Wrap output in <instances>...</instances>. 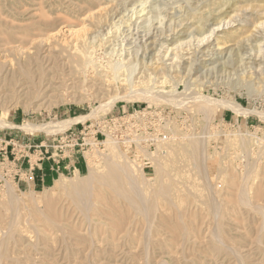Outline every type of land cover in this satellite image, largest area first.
<instances>
[{
	"label": "rangeland",
	"instance_id": "obj_1",
	"mask_svg": "<svg viewBox=\"0 0 264 264\" xmlns=\"http://www.w3.org/2000/svg\"><path fill=\"white\" fill-rule=\"evenodd\" d=\"M106 1L104 0H64L63 2V0H0V119L4 120L5 122L12 123L18 126L23 125L25 123H31L33 125H46L49 123L54 124L57 122L64 121L66 119H71V118L73 119L79 116L89 115L92 110L99 108L101 104L105 103L108 98L107 95L109 94V91L104 90L105 89L104 88L103 89L104 91L101 90V92H99V90H97L99 83L97 80H96L97 82L96 81L92 82L93 80L92 78L89 80L90 82L84 81L85 83L84 85L83 82H81L82 76L78 74V72L76 71V68H74L75 64L73 65L74 67H72L73 61L71 62L72 59H70L76 56L77 51L74 50L76 49L75 47H77L78 50L80 49L85 50V48L83 49L84 43L86 42L87 44V41H89L90 37L91 39H93V41L95 40L94 46H98L99 44H101L102 46L101 48H98V49L97 47H95L96 52L94 56L96 55L95 56L96 60L100 61L102 64L106 62L104 64L106 65L108 62L106 61L107 60L106 56L108 55L109 49H107V47L109 44H106V45H103V44L106 41L105 39H107L106 38L107 32L109 30H111L112 32H115L114 37H113V38L116 37V39L114 40L115 42L114 44L117 43V44L123 45L121 46L122 49L124 47L127 48V50H125V48L122 50L121 48L118 49V47H115V50L117 49L122 50L121 51L122 55L125 52L123 56H125L127 59L131 57L136 58V59L133 58L131 62L133 63L135 62L139 66V68L142 69V63H141L142 61L140 58L144 54L150 55L151 54L150 50H154L156 48L158 49L161 46V44L163 45L164 42L169 43L168 41L171 39V37L175 36V34H179V31L181 32L180 34H185V35L189 33L193 34L194 32H196L195 27L191 28V26L194 25L195 23L194 21H196V18H197L194 15H197L198 17H200L201 15L202 23L208 22L207 24H211V21H213L217 16H219L218 13H220L221 9H222L221 15L227 14L229 16L230 15L229 12L232 14V12L236 10L237 5L247 6V5H252V4L253 5H261V3L264 4L263 2L264 0H255V1L254 0H241L242 2L240 0H234V1L231 0L229 2L228 0H211V1L210 0H207V1L206 0H179V1H176V0H164V1L163 0H119V1L106 0ZM158 1H160L161 3H159ZM234 2H237L239 4L234 3ZM155 7L157 8L155 9ZM186 8H188L189 10ZM119 9L122 10L123 12L120 11ZM86 10L88 11L86 12ZM133 10L134 12H132ZM216 10L217 12L218 11L219 12L217 13ZM190 11H192V13ZM108 12L109 13L111 12L112 15L109 14ZM90 13H92V15ZM121 13H123V15ZM189 14L191 16V19L189 18ZM248 14L250 13H247V16ZM87 16L89 18L92 16L90 18L91 20ZM184 16H185V19H183ZM186 16L189 19H186L187 18ZM132 17L134 20L132 19ZM212 17L214 19H212ZM252 18L253 17H251V19ZM95 19H98V22ZM175 19H176V22L179 21L177 22L178 24L175 22ZM185 20L187 22H185ZM188 20H191L190 23H188ZM172 22H175L174 31H173V26H171ZM248 22L250 24L252 20H249ZM179 23L182 25L181 27L177 26V25H180ZM241 23L242 22L238 20L237 22L234 23L235 26L233 25V27L239 28L241 26ZM120 25L121 27H118ZM166 25L168 27H166ZM176 26L179 28H177ZM188 26L189 28H187ZM164 27H166V29ZM175 28H177V30ZM190 28H191V31H188V29L190 30ZM73 29L76 31H80L78 33L79 36L77 35L79 39L81 38L78 41V43H75L77 41H74L77 37H74L75 39H73V36H70L71 34L69 32L74 31ZM23 30L27 33L23 32ZM58 30L60 31V34L58 33L57 37L55 36L56 38L49 37L50 34H54V32L57 33ZM160 31L161 32L163 31V32L159 33ZM168 31L170 32V35L168 34L169 33ZM32 32H34L35 34ZM173 32H176V33L174 34ZM99 33L102 36V38L101 36L96 37L99 35ZM153 34L155 35V37ZM244 34L247 35V33H244ZM59 35H61L63 38ZM119 35L120 37H118ZM242 35H240L238 38L237 37L234 38L230 42H226V44L223 46L224 51L229 52L230 50H232V52L235 53L233 54V58H231L232 60L230 59L231 62L233 64L235 63V61L237 62L236 65L234 64L235 67L230 66L231 68H226L224 74H221V73L217 74L216 79H218V81L223 79L224 86L220 85L221 87L219 86L218 88L215 89L213 86L207 85L206 87L203 88L202 95L208 98H211V99H215V100H222L224 98L231 97L233 100H235V102H237L241 106V108H243L246 111H251L252 113L250 115L234 114L232 113L231 110H228V109L221 110L217 114L216 118L213 121H211L210 123L211 125L207 127L205 121L204 120L202 121L203 119L202 113L201 112L199 113V110L197 109L196 105H194L196 108L192 106V104H194L195 102H193L194 100L191 101L190 95L187 94L189 97L187 98L186 97L187 95L185 93L184 94L186 96L182 92L181 93L171 92V97H169L168 99V101L172 100L171 102H169L171 103L170 105L161 104V102H159L158 100H157V103L159 102L160 104L156 103L157 105L148 104L147 102H144V100H141V99L131 101V102L121 100V101L116 102L114 106L111 108V110L109 109V111L108 110L103 111L97 116L100 118L104 115H107L108 113H110L112 116H117L118 114L119 115L123 114L124 111L126 113H132L136 109L141 111V110L146 109L147 107L149 108V111L150 109H153L154 111L160 110L161 112H164L163 113L164 117L161 116L162 117L161 119L166 124L165 131L168 133L167 138L170 139V137L172 138L175 136V139L177 141L173 139L169 142L170 144L169 143L168 145L166 144L167 145L166 147H164L165 144L163 145L162 156L166 155V157L163 158L162 160L163 161L165 160L164 161L165 164H163V161H161L163 165L157 173H155L154 166H153V168L144 171V176L146 178L144 181L138 175L134 176L135 177L134 179L136 180L138 185L140 184L139 188L141 190L143 189L142 191L144 192L145 195H147L146 198H149L151 196V193L157 190L159 186H163L164 188L168 187L170 189L167 192V194L161 195L158 199H156L155 207L153 208L154 211L152 210V213H151L153 214L155 212L156 214H154V216L150 215L151 218L154 217L155 219L153 218L154 220H151L149 216L148 217L150 219L147 217V219L150 220V222L153 221L154 223L153 222L150 223L148 220L147 222H143V221H146L144 220L146 218H143L141 216H135L130 210H128L125 206H123L121 202L117 203L116 204L117 207L114 206V208L116 212L123 214L122 217L115 218L109 215L105 217V218H108L107 220L103 218L102 220H100L99 224L96 223L95 220L93 223L92 222L88 223L86 221L84 222V220L82 219L83 217H80L82 214L80 213L78 207H76L71 202L66 192L57 190L54 187L55 182L61 177V176H56L53 181L48 182V183L45 182L41 185L36 184L35 188L29 189V190L23 189L21 186L19 187V189H17L16 186L12 183V181L9 180V182H11L14 185L15 191H16L15 200L18 201L16 203L17 213L14 211L16 206L12 208H9L7 206L0 207V229H1L0 232L3 233V235L6 233V235L4 236L8 239L9 237H7V235L11 234L13 228L18 229L17 230L18 232L17 231L14 232L15 230L13 229L14 230L13 237L17 236L15 235V233L16 234L20 233L21 235V232H22L21 228H23V231L28 232L29 233L28 235L30 236V237L28 235L24 236V234H22L23 235L22 239L26 242L25 245L27 246L31 245V247L33 245H36V243H38L37 239L39 238L42 239V233L38 234L39 235L38 236L37 235L38 232L34 230L35 227L33 228V226H36L37 228H39V230H41L44 228V225L46 224L44 223V221L40 220L36 216V214H34V212L35 211L40 212V210L43 209L44 213L46 212L48 219L53 220L56 223H60L64 225L65 232L69 233V231L73 230L76 233L71 238V240L69 239L70 241L68 240L64 241L62 237L58 236L60 233H61L60 235L62 236L63 235L62 232L59 233V231H54V233L55 232L56 233L54 236L53 235L52 236L55 238V236L57 235L58 237L56 236V238L54 239V244L52 248L53 250L55 248L56 251L59 249L58 250L59 252L57 251V253L61 252L60 254H58L59 256L56 255L55 252L53 254V256L55 255L57 256L58 264H62L64 263V261H65L64 264H68V262L69 263L71 262L70 261L71 258H72L71 259L72 264H76L78 262H79L78 264H81V263L91 264V261L93 262L92 264H143V263L145 264L146 260L144 259L146 257L148 261V263L146 264H160V263L162 264V262L163 264H242V263L243 264H264V213L262 212L263 214L262 213L259 214L260 209L264 211V86L257 79H255L254 76L250 79H247V78L237 79L235 76L228 77V79H226L227 74L234 73L233 70L231 69H236L234 71H238L237 73H241L239 72L240 70L237 69L238 67L237 64L238 63H248V61L245 60V58H247L248 55H252L256 51L254 49V45L252 47L250 42L242 40V37H244ZM26 36H27V39L25 38ZM69 36L71 37V39ZM84 37L86 38L88 37V38L86 39ZM166 37H168V39H166ZM29 38L31 40H29ZM36 38H37V41L39 38V42L41 40L43 41V42L42 41L40 42L41 44L36 43L37 45L38 44L40 45L39 48L37 47V45H34V43L37 42ZM49 38H52V39H49ZM113 38H110L107 40L112 41ZM65 39L68 41H66ZM100 39H103L104 42H102L103 41L102 40L100 43L99 42ZM140 39H142L143 41ZM155 39H156V42H155ZM71 40H73V42ZM120 40H122V42ZM30 41L31 42L34 41L33 44ZM151 42L153 43L152 45H151ZM243 42L244 44H246V47H244L245 45L243 44ZM95 43H98V45ZM143 43L145 45H143ZM29 44L30 45L32 44L31 47ZM43 44L44 46H42ZM238 44L239 45L242 44V45H240V47L238 48L239 46ZM66 45L69 47L68 51L65 47ZM77 45H79V47ZM135 45H138V46H135ZM226 45L228 46L226 47ZM139 46H140V49H138ZM247 46H249V48L251 46V49H254V52L253 50H251L252 52L249 51L250 49L249 48L247 49ZM53 47L57 51H54ZM59 47L61 48L63 47V48L59 49ZM135 47L137 48L135 49ZM48 48L49 50H47ZM22 49L23 51L24 50H27V51H24L25 52L24 53ZM205 49L207 48L206 47L203 48V50ZM11 50H14V53L13 51L11 52ZM138 50L139 52H137ZM66 51L68 53H66ZM70 52H73L75 54L73 55ZM27 53L30 55L28 56ZM64 53L68 58L64 55ZM118 53H120V51H118ZM118 53L117 55H119ZM16 54L18 55L20 54V57L17 56ZM67 54H69V56ZM196 54H197L196 55L197 57L199 56L198 57L199 60L203 59L201 58V53L197 52ZM135 55L137 57H135ZM53 56L55 58L57 57L58 59L57 58L55 59ZM102 56L104 57V59ZM34 57L36 60L33 59ZM37 57L42 60L38 59ZM117 57L115 56L116 60L118 59ZM30 58H31V61H30L31 63L29 62ZM115 58H112L113 61H116L114 60ZM240 58H242L243 60ZM239 59L241 62L239 61ZM26 63H28L29 66L28 65L27 66L30 71H27L28 68L26 69ZM61 63L62 64L65 63L64 65H67L68 67L66 68L64 65H61ZM256 64L258 66L260 65L258 63ZM18 67L21 69V71ZM226 67H229V66L227 65ZM72 68L75 70H73ZM17 71L19 74L16 73ZM74 71H76L77 73ZM22 72H23V75H22ZM13 74L16 76L19 75L17 76L19 79L16 78V76H14ZM172 75L175 76L174 73H171V78H172L171 81L175 79ZM139 77L140 76L134 77L136 85H138ZM215 77H216L215 75L211 77L212 79H210V83L215 82L216 80ZM233 79H237V81ZM178 81H180L181 83V84L179 83L180 87L185 84V82H183V80L181 79H178ZM47 82L49 83V85L51 83L52 84L50 86L49 85L46 86V84H48ZM79 83L80 85H82V88L80 87ZM247 83L250 85L254 84V87L256 88L255 93H251L250 95L248 94L247 88L249 85ZM41 84L44 86H41ZM93 84H94L95 89H93ZM52 86H55L56 89H54V87ZM43 87L48 88V89H45ZM89 87H91L92 90H90L91 88L89 89ZM118 87H119L118 90H120L119 92L122 93L123 88L120 85ZM138 88L140 87L138 86ZM39 94H42V96ZM188 99H190V101H188ZM89 120H93V118H89L88 121ZM76 129L80 130V127L78 128L76 127ZM235 132H239V134H242V135L248 134L250 136V138H248L249 144H247L246 148L241 149L238 145H232V144L230 145L226 143V140L228 138V137L226 138V134L231 135ZM212 133L213 134L218 133V138L215 139L212 137L210 141L208 142L209 144L207 148V153L211 157L209 158L210 160L208 159V157L205 160V166H206V176L205 177L207 178L205 179V177L203 176V179H202L203 174L201 173L199 174V172H202L201 163H200L201 166H199V168L201 167V169H198L199 171L195 170L194 168H192L191 163L188 161V158L186 156H178V155L175 156V155H172V152L174 150V146L177 145V143H179L180 141L184 142L185 140H187L188 137L204 140L207 138L208 134H212ZM45 135L47 134L37 133V132L36 133L24 132L20 129H7V128L0 129V137L6 138V139H11V138L16 139V140H19V142L22 144L31 143L33 145H37L45 138L44 137ZM181 136L183 137L181 138ZM230 138L233 139L234 137L232 136ZM246 139L247 138H245V140ZM173 141L174 143H171ZM167 147H169V150L167 149ZM98 148H99L97 149L98 152L102 153L104 150V145ZM166 150L172 156L168 153L166 154ZM243 151L246 154H244ZM16 152L17 151H15L14 153L16 154ZM119 154L121 153L119 152ZM91 155H92L91 163H88L87 162L88 156L90 157ZM95 156H99L96 154V150L93 149L90 151H85L84 157L87 163V167L84 173H81L79 175L80 178L86 177L87 172H88V164L94 163L93 165L100 168L99 172L101 171L100 166L102 165V161L100 160L101 161L100 162L98 160L99 157H95ZM130 160L131 159H129V161ZM0 170H1V167H0ZM136 170H138V168ZM63 177H65L68 182L74 183L75 180L77 182V179L75 178V174L74 175L72 174L64 175ZM138 179L140 180V183L139 181H137ZM48 188L50 190H48ZM146 191H147V194L145 193ZM211 194L212 196H210ZM241 194L246 195L247 204L249 205L250 203L251 206L250 205L248 206L244 204L243 202H240L239 196ZM211 198L214 200V202L215 200H217V203L218 204L220 203L222 207L220 205L218 206V204L216 203L218 207L217 209L216 205L213 204L212 202L213 200ZM0 200H1L0 201L1 203H5L4 201L7 200L6 196L4 195V184L3 183H0ZM212 206L214 207L213 209H212ZM256 207L260 209L258 210ZM33 208L36 209L34 212L32 211ZM221 208L224 211L221 210ZM107 210L110 214L112 213L111 211L112 207H110L109 205L103 206L101 208V211L106 212ZM217 210L218 212H216ZM222 211L225 214H223ZM19 212L22 213V214L20 213L21 217H20V214H18ZM178 212L182 214L181 220H179L180 223H178L179 221L175 216L178 214ZM41 213L43 212L41 211ZM13 214H15L14 216H19V219L22 218L23 220L22 219L18 220V217L13 218ZM212 214H214L215 216L219 214V216L217 217L221 216L222 219L220 218V220L224 224V227L219 226L220 225L219 218L216 217L217 218L216 219L215 216H212L213 217L212 219L211 217ZM28 217H29V220L31 217V222L28 220ZM25 219L28 220L29 222L25 221L24 223L23 222L20 223V221H24ZM11 221H14V222L12 223ZM16 221L19 224H17ZM86 223L89 225L90 228H87L88 226H84ZM134 223L136 224L134 225ZM142 223H144L145 225L153 224L154 228H153V225H151V227L149 226L151 229L147 227V229L149 230L148 231L147 229H144L145 225ZM13 224H16L19 228L16 227V225H14L16 228L11 227ZM156 224L158 228L155 227ZM175 224L176 225L180 224V226L183 225L186 229L188 230L190 229L189 232H191V234L190 235L186 234V237L187 235L188 237L193 235L192 236L193 238L191 239L190 237L185 240L186 237L180 234L181 231L175 229V226H176ZM9 225L11 226L8 227ZM171 225H173L174 227H172ZM217 225H218V228H221L222 230L216 229ZM212 227L215 229L211 231L218 230L216 231L217 233L222 232V233L217 234L214 231V233L216 234L211 233L212 235L214 234L216 236L215 237L213 235L212 238L215 237L214 239H216L217 242H215L214 239L209 240L211 238V234L209 233V231L210 229H212ZM25 228H27V230H25ZM28 228H32V229H28ZM155 228L157 229L155 230ZM199 228L201 230H199ZM224 229H225V232L223 233ZM146 230L147 232H149V236L145 232ZM150 230H154V231L151 232ZM7 231L10 233H7ZM88 234L89 236L93 234L94 240H91L92 242H90L89 239H93V238L92 236L89 238V236H87ZM142 234L144 235L143 237L145 240H146L145 236H148L147 238L149 239H147V241L149 240L148 242L150 244L144 241ZM150 234L152 235L150 236ZM219 234H223V235L219 236ZM3 235L1 236L0 234V239L1 241L5 242L6 238ZM84 235H86V237H84ZM217 235L219 239L220 237L221 239L224 238L223 241H219ZM150 237L153 238V240H151ZM30 238L32 240L34 238L33 241L35 242L37 241V242L36 243L34 242L33 244L32 243L33 241H31ZM182 238H184V240ZM25 239L28 241H26ZM74 239L76 240V243L74 242L75 241ZM84 240L85 242L83 243ZM154 240H155V243H154ZM213 240L216 243V245L213 242ZM55 241L57 242L56 244H55ZM0 243L2 244L3 242H0ZM219 243H222V245L224 246L219 247L218 246ZM237 243H239V245ZM210 244H212V246H210ZM144 245L145 247H143ZM163 245L169 246V247L166 246V248L168 249H166L165 246ZM73 246L75 247V252L77 251L79 252V253L77 252L79 254L78 255L79 258L77 257V255L73 254L74 252L72 250ZM89 246H91V248ZM147 246L149 250L146 251ZM212 247H214L213 248L214 251ZM218 249H220V251ZM29 250L30 249L28 248V252ZM63 250L67 253H65ZM10 252L11 251L9 248V253ZM13 252L14 251H12L11 253ZM62 252L64 256L60 258V256H62ZM144 252H147V254L149 253L151 255L149 254L147 255ZM229 252H232V254H230ZM28 255L30 256L29 258L30 262L33 261V259H35L33 261L35 263H36V260L38 259L40 260V257L37 256V251H30ZM19 257H20V254H19ZM21 257H23V255H21ZM73 258H75V260H73ZM89 259H91L90 262H88ZM238 259L241 260V262ZM39 260L37 262L38 264L40 262ZM83 260L84 262H82ZM143 260L145 262H143ZM33 262L30 264H33ZM4 264H8V263L5 262Z\"/></svg>",
	"mask_w": 264,
	"mask_h": 264
},
{
	"label": "bare ground",
	"instance_id": "obj_2",
	"mask_svg": "<svg viewBox=\"0 0 264 264\" xmlns=\"http://www.w3.org/2000/svg\"><path fill=\"white\" fill-rule=\"evenodd\" d=\"M106 1V0H104ZM112 1V0H111ZM116 1V0H115ZM119 1V0H117ZM164 1V0H163ZM176 1H179V0H176ZM207 1V0H206ZM211 1V0H210ZM231 1V0H228V2ZM234 1V0H233ZM241 1V0H240ZM255 1V0H254ZM32 2V1H31ZM64 2V0H63ZM62 2V3H63ZM67 2V1H66ZM107 2V1H106ZM159 3H161L160 1H158ZM242 2V1H241ZM264 2V1H263ZM68 3V2H67ZM66 3V4H67ZM144 3V2H143ZM148 3V2H147ZM182 3V2H181ZM225 3V1H224ZM232 3V2H231ZM234 3H237V2H234ZM233 3V5H234ZM254 3V2H253ZM65 4V5H66ZM101 4V3H100ZM104 4V3H103ZM177 4V2H176ZM202 4V3H201ZM228 4V3H227ZM239 4V3H237ZM242 4V3H241ZM82 5V4H81ZM120 5V4H119ZM122 5V4H121ZM174 5V4H173ZM186 5V4H185ZM184 5V6H185ZM209 5V4H208ZM207 5V6H208ZM143 6V5H142ZM141 6V7H142ZM145 6V5H144ZM189 6V5H188ZM198 6V5H197ZM196 6V7H197ZM200 6V4H199ZM223 6V5H222ZM236 6V4H235ZM233 6V7H235ZM103 7V6H102ZM105 7V6H104ZM107 7V6H106ZM113 7V6H112ZM111 7V8H112ZM147 7V6H146ZM167 7V6H166ZM165 7V8H166ZM171 7V6H170ZM173 7V6H172ZM187 7V6H186ZM190 7V6H189ZM188 7V8H189ZM211 7V6H210ZM213 7V6H212ZM224 7V6H223ZM68 8V7H67ZM86 8V7H85ZM108 8V7H107ZM110 8V9H111ZM133 8V7H132ZM157 7H155L156 9ZM160 8V7H159ZM164 8V7H163ZM169 8V7H168ZM183 8V7H182ZM186 8V9H188ZM207 8V7H206ZM219 8V7H218ZM221 8V7H220ZM63 9V8H62ZM74 9V8H73ZM87 9V8H86ZM98 9V8H97ZM125 9V8H124ZM129 9V8H128ZM135 9V8H134ZM145 9V8H144ZM176 9V8H175ZM204 9V7H203ZM232 9V8H231ZM75 10V9H74ZM115 10V9H114ZM120 10V9H119ZM143 10V9H142ZM151 10V9H150ZM158 10V9H157ZM189 10V9H188ZM202 10V8H201ZM214 10V9H213ZM233 10V9H232ZM88 10H86L87 12ZM97 11V10H96ZM118 11V10H117ZM122 11V10H120ZM144 11V10H143ZM231 11V10H230ZM71 12V11H70ZM98 12V11H97ZM103 12V11H102ZM119 12V11H118ZM123 12V11H122ZM125 12V11H124ZM134 12V10L132 11ZM157 12V11H156ZM169 12V11H168ZM192 13V11H190ZM194 12V11H193ZM205 12V11H203ZM210 12V11H209ZM217 12V10H216ZM219 12V11H218ZM217 12V13H218ZM226 12V11H225ZM101 13V11H100ZM99 13V14H100ZM109 13V12H108ZM120 13V12H119ZM129 13V12H128ZM174 13V12H173ZM183 13V12H182ZM187 13V12H186ZM189 13V11H188ZM222 13V9L220 10V13L219 16H217L215 19L212 17V19H214L213 21H211V24H207V23H202L201 21V15L200 17H198L197 15H194L196 16V21H194V25L191 26L192 27H195L196 29V32H194L193 34H180L181 32L179 31V34H175L176 32H173L175 34V36L171 37V39L168 41L169 43H163V45L161 44L158 45L160 46L158 49H154V50H150L151 51V54L148 55V54H144L142 51V53L144 54L140 59H141V63H142V69L139 68V66L134 62H131L133 60L134 57H131L129 59H127L123 53V55L121 54V51L125 48V50H127L126 47H124L123 49L121 48V46L123 45H120V44H114V40L116 39L113 38L114 37V34L115 32H112L111 30H109L107 32V39H110V38H113V40L111 41H108L107 39H105V43L103 45H106V44H109L107 49L108 50V57L106 56L107 60V64L104 65L105 63H101L100 61H97L96 60V55L94 56L95 54V50L97 47L98 48H101V44L98 45V43H95L97 44L98 46H94V41L93 39H89V41H87V44L86 42L84 43V47L83 49L85 48V50H78L77 47H75L77 51L76 53V56L70 58L72 59L71 62H72V67L76 68V71L78 72V74H80L81 78H82V81L83 84L85 85L84 81H89L91 78L93 79V81H98L99 83V86H98V89L99 92H101V90H106V91H109V94L107 95L108 98L106 100L105 103L101 104V106L97 109H94L91 111V113L89 115H86V116H79V117H76V118H71V119H66L64 121H61V122H57V123H54V124H46V125H33L31 123H25L23 125H15V124H12V123H8V122H5L4 120L0 119V129H20L24 132H32V133H44V134H47V135H56V134H59L63 131H65L66 129L70 128L71 126L73 125H76V124H80V123H85L88 121L89 118H96L101 112L103 111H106L109 109L111 110V108L114 106V104L118 101H121V100H124V101H127V102H131V101H135V100H144V102H147L148 104H156L157 103V100L159 102H161V104H165V105H170L172 100L170 98L171 101H168L169 97H171V92H179V93H185L186 95H190V99L191 101L194 100L193 102H195L194 104H192L193 107H195L194 105H196L197 109L199 110V113L201 112L202 113V116H203V119L202 121L204 120L207 127L209 125H211V121H213L217 114L219 113V111L221 110H225V109H228V110H231L232 113L234 114H243V115H250L252 112L251 111H246L244 110L243 108H241V106L235 102V100H233L231 97L230 98H224L222 100H215V99H211V98H208L206 96H203L202 95V90L204 87H206L207 85L209 86H213L215 89L218 88L220 85L224 86V81L223 79H221L220 81H218L217 78V74H224L225 72V69L226 68H231L234 66V64L236 65V61L235 63L233 64L231 62V58H233V53L232 50H230L229 52L227 51H224L223 49V46L226 44V42H230L231 40H233L234 38H238L240 35L244 34V33H247L242 35L244 37H242V40L243 41H248L251 43L252 47L254 45V49L256 50L255 53H250L252 55H248L247 58H245V60L248 61V63H238L240 65L237 64V69L240 70L239 72L241 73H237L238 71H234L236 69H231L233 70L234 73L232 74H227V78L225 76L226 79H228V77H233L235 76L237 79L239 78H247V79H250L254 76L255 79H257L260 83L263 84L264 86V4L261 3V5H247V6H238L237 5V8L234 12H232V14L229 12V16L226 14V15H221ZM247 13H250L248 14L247 16ZM92 15V13H90ZM103 14V13H102ZM111 14V12L109 13ZM108 14V15H109ZM123 15V13H121ZM159 14V13H157ZM184 14V13H183ZM195 14V13H194ZM213 14V13H212ZM211 14V15H212ZM64 15V14H63ZM112 15V14H111ZM121 15V16H122ZM126 15V14H125ZM174 15V14H173ZM172 15V16H173ZM193 15V14H192ZM210 15V16H211ZM214 15V14H213ZM131 16V15H130ZM138 16V15H137ZM175 16V15H174ZM205 16V15H204ZM207 16V15H206ZM88 17V16H87ZM92 17V16H91ZM90 17V18H91ZM114 17V16H113ZM128 17V16H127ZM126 17V18H127ZM162 17V16H160ZM180 17V16H179ZM187 17V16H186ZM246 17V18H245ZM251 17H253L251 19ZM89 18V17H88ZM89 18V19H90ZM94 18V17H93ZM96 18V17H95ZM99 18V17H98ZM105 18V17H104ZM118 18V16H117ZM125 18V17H124ZM137 18V17H136ZM175 18V17H173ZM189 18L191 19V16L189 14ZM188 17L186 19H189ZM206 18V17H205ZM211 18V17H210ZM83 19V18H82ZM87 19V18H86ZM123 19V17H122ZM133 19V17H132ZM140 19V18H139ZM185 19V16L184 18ZM247 19V20H246ZM81 20V19H80ZM91 20V19H90ZM97 22H98V19H95ZM101 20V19H100ZM125 20V19H124ZM127 20V19H126ZM134 20V19H133ZM136 20V19H135ZM240 21L242 22L241 23V26L239 28H234L233 25L235 22L237 21ZM246 20V21H245ZM249 20H252V22L249 24ZM89 21V20H88ZM123 21V20H122ZM128 21V20H127ZM168 21V20H167ZM171 21V20H169ZM173 21V20H172ZM184 21V20H183ZM191 20H188V23H190ZM210 21V20H209ZM86 22V21H85ZM93 22V21H92ZM96 22V23H97ZM110 22V21H109ZM131 22V21H130ZM175 22H176V19H175ZM175 22H172V25L173 26V31H174V26H175ZM179 22V21H177ZM176 22V23H177ZM185 22H187L185 20ZM184 22V23H185ZM100 23V21H99ZM124 23V22H123ZM156 23V22H155ZM171 23V22H169ZM186 23V24H188ZM45 24V22H44ZM48 24V23H47ZM89 24V23H88ZM95 24V23H94ZM102 24V23H101ZM105 24V23H104ZM117 24V23H116ZM128 24V23H127ZM130 24V23H129ZM141 24V23H140ZM160 24V23H159ZM174 24V25H173ZM178 24V23H177ZM180 24V23H179ZM193 24V23H192ZM207 24V25H206ZM92 25V24H91ZM110 25V24H109ZM115 25V23H114ZM113 25V26H114ZM131 25V24H130ZM134 25V24H132ZM139 25V24H138ZM197 25V26H196ZM243 25V26H242ZM123 26V25H122ZM145 26V25H144ZM161 26V25H160ZM165 26V24H164ZM170 26V27H171ZM179 27H181L182 25H177ZM176 26V27H177ZM190 26V25H189ZM189 26L187 28H189ZM235 26V25H234ZM237 26V25H236ZM44 27V25H43ZM82 27V26H81ZM84 27V26H83ZM99 27V26H98ZM112 27V26H111ZM118 27H121L118 26ZM124 27V26H123ZM166 27H168L166 25ZM166 27H164L166 29ZM177 27V28H179ZM185 27V26H184ZM238 27V26H237ZM95 28V27H94ZM135 28V27H134ZM177 28H175L177 30ZM186 28V29H187ZM191 28L190 30L188 29V31H191ZM60 29V28H59ZM66 29V28H65ZM109 29V28H108ZM115 29V28H114ZM130 29V28H129ZM157 29V28H156ZM185 29V30H186ZM235 29V30H234ZM64 30V29H63ZM74 30V29H73ZM117 30V28H116ZM151 30V29H150ZM158 30V29H157ZM184 30V29H183ZM65 31V30H64ZM63 31V33H64ZM83 31V30H82ZM115 31V30H114ZM132 31V30H131ZM135 31V30H133ZM137 31V30H136ZM23 32H25L23 30ZM80 31H70L69 33L71 34L70 36H73V39H75L74 37H77L78 33ZM126 32V31H125ZM163 32V31H162ZM161 31L159 33H162ZM165 32V31H164ZM169 32V31H168ZM186 32V31H185ZM27 33V32H25ZM29 33V32H28ZM34 33V32H32ZM60 34V31L58 30L57 33L54 32V34H50L49 37H57V34ZM98 33V32H97ZM158 33V34H159ZM167 33V32H166ZM165 33V35H166ZM178 33V32H177ZM184 33V32H183ZM188 33V32H187ZM35 34V33H34ZM37 34V33H36ZM40 34V33H39ZM68 34V33H67ZM84 34V32H83ZM96 34V33H95ZM118 34V33H117ZM123 34V33H122ZM138 34V33H137ZM157 34V35H158ZM164 34V33H163ZM170 35V32L168 33ZM97 35V34H96ZM103 35V34H102ZM129 35V34H128ZM131 35V34H130ZM142 35V34H140ZM144 35V34H143ZM154 35V34H153ZM161 35V34H160ZM159 35V36H160ZM246 35V36H245ZM16 36V35H15ZM22 36V35H21ZM61 36V35H59ZM64 36V35H63ZM69 36V37H70ZM79 36V35H78ZM81 36V34H80ZM87 36V34H86ZM101 36L100 33L98 36L96 37H99ZM105 36V35H104ZM19 37V35H18ZM30 37V36H29ZM55 37V38H56ZM62 37V36H61ZM95 37V38H96ZM120 37V35L118 36ZM136 37V36H135ZM155 37V35H154ZM161 37V36H160ZM159 37V38H160ZM27 39V36L25 37ZM31 38V37H30ZM29 38V40H31ZM63 38V37H62ZM86 38V37H84ZM88 38V37H87ZM86 38V39H87ZM102 38V36H101ZM104 38V37H103ZM158 38V39H159ZM34 39V38H33ZM49 39H52V38H49ZM48 39V40H49ZM68 39V37H67ZM71 39V37H70ZM81 39V38H80ZM78 37L74 40V41H77L75 43H78V41L80 40ZM97 39V38H96ZM122 39V38H121ZM166 39H168V37H166ZM165 39V40H166ZM22 40V39H20ZM24 40V39H23ZM44 40V39H43ZM47 40V39H46ZM63 40V39H62ZM66 40V39H65ZM84 40V39H82ZM81 40V41H82ZM103 39H100L99 42L101 43ZM128 40V39H127ZM138 40V39H137ZM136 40V41H137ZM142 40V39H140ZM164 40V41H165ZM36 41H37V38H36ZM42 41V40H41ZM40 41V42H41ZM68 41V40H66ZM73 42V40H71ZM118 41V40H117ZM122 42V40H120ZM143 41V40H142ZM150 41V40H149ZM148 41V42H149ZM158 41V40H157ZM162 41V40H161ZM171 41V42H170ZM262 41V42H261ZM31 42V41H30ZM34 42V41H33ZM33 42H31L33 44ZM39 42V38H38V41L34 43V45H37L36 43H40ZM43 42V41H42ZM63 42V41H62ZM104 42V40L102 41ZM128 42V41H127ZM153 42V41H152ZM151 42V45L153 44ZM155 42H156V39H155ZM163 42V41H162ZM247 42V43H248ZM261 42V43H260ZM68 43V42H67ZM145 43V42H144ZM143 43V45H145ZM240 43V41H239ZM242 43V42H241ZM31 44V45H32ZM41 44V43H40ZM46 44V43H45ZM83 44V43H82ZM157 44V43H156ZM244 44V42H243ZM30 45V44H29ZM30 45V47H31ZM33 45V46H34ZM64 45V44H63ZM72 45V44H71ZM76 45V44H75ZM81 45V44H80ZM126 45V44H125ZM142 45V44H141ZM239 45V44H238ZM242 45V44H240ZM240 45L238 46V48L240 47ZM246 47V44H244ZM249 45V44H248ZM39 44L37 45V47L39 48ZM44 46V44L42 45ZM41 46V47H42ZM74 46V44H73ZM79 47V45H77ZM82 46V45H81ZM135 46H138V45H135ZM149 46V45H148ZM228 45H226L227 47ZM234 46V45H233ZM13 47V46H12ZM49 47V46H47ZM67 51H68V46L66 45L65 46ZM71 47V46H70ZM115 47H118V49H122V50H115ZM142 47V46H141ZM207 48L205 50H203V48ZM225 47V48H226ZM231 47V46H230ZM237 47V46H236ZM242 47V46H241ZM61 47H59L60 49ZM63 48V47H62ZM61 48V49H62ZM104 48V47H103ZM134 48V47H133ZM137 47H135L136 49ZM144 48V47H143ZM151 48V46H150ZM249 48V46H247V49ZM10 49V47H9ZM15 49V48H14ZM54 49V47H53ZM52 49V50H53ZM57 49V48H56ZM73 49V48H72ZM134 49V50H135ZM138 49H140V46L138 47ZM145 49V48H144ZM143 49V51H144ZM147 49V48H146ZM242 49V48H241ZM251 50H253L254 52V49H251V46L249 48ZM20 50V49H19ZM49 50V48L47 49ZM124 50V51H125ZM130 50V49H128ZM133 50V49H132ZM228 50V49H227ZM13 51L14 53V50H11V52ZM18 51V50H17ZM21 51V50H20ZM23 51V49H22ZM24 51H27V50H24ZM23 51V52H24ZM37 51V50H36ZM54 51H57L54 49ZM66 51V53H68ZM75 51V52H76ZM106 51V49H105ZM104 51V52H105ZM118 51H120V53H118ZM147 51V50H146ZM47 52V51H46ZM53 52V51H52ZM60 52V51H59ZM64 52V51H63ZM139 52V50L137 51ZM201 53V60L198 59V57L196 56L197 54L196 53ZM252 52V51H251ZM16 53V52H15ZM19 53V52H17ZM25 53V52H24ZM45 53V52H44ZM72 53L73 55L75 53L73 52H70ZM107 53V52H106ZM117 53L119 55H117ZM135 53V52H134ZM148 53V52H147ZM245 53V52H244ZM21 54V53H20ZM20 54H16L17 56L20 57ZM28 54V53H27ZM57 54V53H56ZM71 54V55H72ZM102 54V53H101ZM22 55V54H21ZM30 54H28L29 56ZM63 55V54H61ZM65 55V53H64ZM69 56V54H67ZM70 55V56H71ZM103 55V54H102ZM127 55V54H126ZM131 55V53H130ZM138 55V54H137ZM237 55V54H236ZM246 55V54H245ZM55 56V55H54ZM53 56V57H54ZM66 56V55H65ZM115 56L118 58L116 60ZM123 56V57H122ZM134 56V55H133ZM141 56V54H140ZM252 56V57H251ZM23 57V56H22ZM31 57V56H30ZM59 57V56H58ZM67 57V56H66ZM103 57V56H102ZM135 57H137L135 55ZM244 57V56H243ZM251 57V58H250ZM32 58V57H31ZM31 58L29 60V62L31 61ZM38 58V57H37ZM55 58V57H54ZM53 58V59H54ZM57 58V57H56ZM55 58V59H56ZM68 58V57H67ZM100 58V57H99ZM98 58V59H99ZM112 58H115L114 60L116 61H113ZM127 60H126V59ZM35 59V57L33 58ZM40 59V58H38ZM37 59V60H38ZM58 59V58H57ZM66 59V58H65ZM104 59V57H103ZM136 59V58H134ZM199 61H198V60ZM231 59V60H230ZM242 59V58H240ZM239 59V61H240ZM36 60V59H35ZM34 60V62H35ZM42 60V59H40ZM68 60V59H67ZM231 62H229V61ZM236 60V59H235ZM243 60V59H242ZM238 61V62H239ZM33 62V61H32ZM33 62V63H34ZM70 62V61H69ZM131 62V63H129ZM241 62V61H240ZM243 62V61H242ZM4 63V62H3ZM22 63V62H21ZM31 63V62H30ZM67 63V62H66ZM260 64L259 66L256 64ZM65 63H61V65H64ZM75 64V65H74ZM2 65V64H1ZM20 65V64H19ZM28 63H26V69L28 68ZM71 65V63H70ZM74 65V66H73ZM229 66V67H226V66ZM22 66V65H21ZM20 66V67H21ZM66 68L68 67L67 65H64ZM231 66V67H230ZM235 67V66H234ZM19 68V67H18ZM42 68V67H40ZM240 68V69H239ZM20 69V68H19ZM24 69V68H23ZM73 69V68H72ZM71 69V70H72ZM41 70V69H40ZM70 70V69H69ZM75 70V69H73ZM72 70V71H73ZM229 70V69H228ZM7 71V70H6ZM12 71V70H11ZM15 71V70H14ZM19 71V70H18ZM18 71L16 73H18ZM21 71V69H20ZM24 71V70H23ZM27 71H30L29 68ZM74 71V72H76ZM70 72V71H69ZM76 72V73H77ZM150 72V73H149ZM3 73V72H2ZM1 73V74H2ZM21 73V72H20ZM25 73V72H24ZM171 73H174L175 76H173L174 80L171 81ZM230 73V72H229ZM19 74V73H18ZM29 74V73H28ZM75 74V73H74ZM147 77H146V75ZM185 74V76H184ZM215 77V82H212L210 83V79H212L211 77L214 76ZM14 75V74H13ZM22 75H23V72H22ZM26 75V74H25ZM76 75V74H75ZM184 77H183V76ZM12 76V75H11ZM16 76V75H14ZM19 76V75H17ZM16 76V78H18ZM30 76V75H29ZM28 76V77H29ZM79 76V75H78ZM135 76H140L139 77V82H138V85L135 84V80H134V77ZM194 77V78H193ZM137 78V77H136ZM142 78V79H141ZM223 78V77H222ZM19 79V78H18ZM141 79V81H140ZM178 79H181L183 80V82H185L184 85H182L181 87L179 86L181 83L180 81H178ZM237 79H233V80H236ZM176 80V81H175ZM96 81V82H97ZM240 81V80H239ZM67 82V81H66ZM90 82V81H89ZM41 83V82H40ZM39 83V84H40ZM48 83V82H47ZM74 83V82H73ZM88 83V82H87ZM95 83V82H94ZM180 83V84H179ZM43 84V83H42ZM41 86H44L42 85ZM46 84V83H45ZM52 84V83H51ZM50 84V85H51ZM61 84V83H60ZM77 84V83H76ZM96 84V83H95ZM248 84V83H247ZM26 85V84H25ZM49 85L46 84V86ZM49 85V86H50ZM63 85V83H62ZM80 85V83H79ZM87 85V84H86ZM121 86L123 89H122V93L119 92L120 90L118 86ZM248 88H247V92L248 94L250 95L251 93H255L256 92V88L254 87V84H248ZM48 86V87H49ZM75 86V84H74ZM90 86V84H89ZM138 86L140 88H138ZM227 86V85H226ZM55 88V86H52ZM63 87V86H62ZM65 87V86H64ZM80 87L82 88V85H80ZM88 87V86H87ZM92 87V86H91ZM89 87V89L91 88ZM107 87V88H106ZM221 87V86H220ZM247 87V85H246ZM45 88V87H43ZM61 88V87H60ZM67 88V87H66ZM80 88V89H81ZM110 88V89H109ZM45 89H48V88H45ZM43 89V90H45ZM59 89V87H58ZM93 89L94 88V84H93ZM88 90V89H87ZM92 90V88L90 89ZM96 90V91H97ZM103 90V91H104ZM57 91V90H56ZM86 91V90H85ZM95 91V90H94ZM49 92V90H48ZM88 92V91H87ZM38 93V92H37ZM44 93V92H43ZM173 93V94H174ZM184 94V95H185ZM42 96V94H39ZM162 95V96H161ZM185 95V96H186ZM188 95L186 96L187 98ZM38 96V95H37ZM39 97V96H38ZM186 98V99H187ZM190 99H188V101H190ZM187 101V100H186ZM140 102V101H139ZM158 102V103H159ZM163 102V103H162ZM157 103V104H158ZM182 103V101H181ZM156 104V105H157ZM160 104V103H159ZM176 104V103H175ZM155 105V106H156ZM195 107V108H196ZM198 114V113H197ZM257 114V113H256ZM204 128V127H203ZM173 131V130H172ZM175 135V134H174ZM178 136V135H176ZM180 136V135H179ZM224 136V135H223ZM234 137L233 139L230 138V137ZM183 136H181L182 138ZM186 137V136H185ZM188 137V136H187ZM215 138L217 139L218 138V133L217 134H208L207 135V138L204 139V140H200V139H196V138H190L188 137L187 140H185L184 142H181L179 139V143H177V145L174 146V150L172 152V155H178V156H186L188 158V161L191 163V166L192 168H194L195 170H198V169H201V167L199 168L200 163L202 164V172H199V174H203L202 175V179H203V176L205 177L206 176V166H205V160L206 158L208 157V159L211 157L208 155L207 153V148H208V142L210 141L211 138ZM228 137V138H227ZM226 143L227 144H232V145H238L241 149H244L246 148L247 144H249V139L250 136L247 134V135H242V134H239V132H235L231 135H227L226 134ZM245 138H247L245 140ZM175 139V136L174 137H170V139L167 140V142L165 143H159L158 144V147L157 149H160V148H163V145L164 147H166L168 145V143ZM214 139V140H215ZM176 140V139H175ZM177 141V140H176ZM171 143H174L171 142ZM167 144V145H166ZM170 144V143H169ZM173 147V146H172ZM167 149L169 150V147H167ZM162 149L159 150V152L161 151ZM171 150V149H170ZM247 150V149H246ZM244 150V151H246ZM118 148L117 146L115 145V143L110 140V139H107L106 141H104V150L102 153H99L98 150H96V154L99 155V156H95V157H99V161L101 160L102 161V165L100 166L101 167V171L99 172L100 168L93 165V164H88V172H87V175L86 177H83V178H80L79 174L76 172L75 173V178L77 179V182L75 180V182H68L66 180L65 177L61 176L56 182H55V188L57 190H60L62 192H66L67 196L69 197V199L71 200V202L76 206L78 207L80 213L79 216L80 217H83L82 219L84 220V222H88V223H93L94 220L96 221V223H100V220H102L103 218L104 219H108V218H105L107 216H113L115 218H118V217H122L123 214L122 213H118L116 212L114 206L117 207V203H120L123 204V206H125L128 210H130L135 216H141L143 218H146L144 220L146 221H143V222H147V217L150 215H153L156 214L155 212L153 214L152 213V210L154 211V207H155V202H156V199H158L161 195H165L167 194V192L170 190L168 187L164 188L163 186H159L157 190H155L154 192L151 193V196L149 198H146L147 195L144 194V192L139 188V185L138 183L136 182V180L134 179L135 175L141 177V179L144 181L146 178L144 176V171L139 167V166H136L135 163L129 159L128 157H125L120 151V153L122 154H119L118 152ZM214 151V150H213ZM243 151V153H244ZM170 152V151H169ZM168 153V151L166 150V154ZM170 154V153H168ZM246 154V153H244ZM249 154V152H248ZM171 155V154H170ZM168 155V156H170ZM171 155V156H172ZM87 157V156H86ZM165 156H162V154H153V166H154V170H155V173H157L159 171V169H161L162 165L165 164L164 161L162 160L163 158H165ZM213 157V156H212ZM91 159H92V155L89 157L88 156V163H91ZM207 159V160H208ZM96 160V159H95ZM210 160V159H209ZM100 161V162H101ZM163 161V164L162 162ZM201 161V162H200ZM96 162V161H95ZM97 163V162H96ZM136 167V168H135ZM138 168V170H136ZM199 171V170H198ZM201 171V170H200ZM198 173V172H197ZM200 176V175H199ZM207 177H205L206 179ZM73 180V179H72ZM137 181H139L140 183V180L138 179ZM142 183V181H141ZM208 185V184H207ZM48 190H50L48 188ZM36 192V191H35ZM49 192V191H48ZM58 192V191H57ZM15 187L14 185L9 182V181H5L4 183V195L6 196V201H4L5 203H1L0 202V207H4V206H7L9 208H12V207H15L17 204V200H15ZM147 194V191L145 192ZM48 194V193H47ZM58 194V193H57ZM210 194V193H209ZM214 194V193H213ZM32 195V194H31ZM149 195V194H148ZM248 195V194H247ZM212 196V194L210 195ZM249 197V196H248ZM212 199V198H211ZM19 200V199H18ZM213 200V199H212ZM239 200L240 202H243L244 204L248 205L247 204V198H246V195H243L241 194L239 196ZM250 200V199H249ZM1 201V200H0ZM31 201V200H30ZM21 202V201H19ZM33 202V201H32ZM213 204L216 205V208L218 209L217 207V200H214L212 201ZM217 203V204H216ZM33 204V203H32ZM242 204V203H241ZM34 205V204H33ZM110 206L112 207V213L110 214L108 212V210L106 212L104 211H101V208L103 206ZM212 205V204H211ZM214 205V206H215ZM220 205V203L218 204V206ZM249 205L251 206V204L249 203ZM248 205V206H249ZM42 206V205H41ZM222 207V205H220ZM43 208V207H42ZM41 208V209H42ZM214 207L212 206V209ZM258 209V207H256ZM16 209H17V206L15 207V212H16ZM210 209V208H209ZM208 209V210H209ZM220 209V208H219ZM255 209V208H254ZM260 209V208H259ZM258 209V210H259ZM19 210V209H18ZM25 210V209H24ZM36 209L33 208V212L35 211ZM211 210V209H210ZM221 210H223L221 208ZM261 210V209H260ZM259 210V214L260 213H264L263 210L260 211ZM30 211V210H29ZM41 211L44 213L43 209L40 210V212L38 211H35L34 214H36V216L44 221V223L46 225H44V228L39 230V228H37L36 226H33L34 230L38 234L42 233V239H37L38 240V243H36L33 238V240L31 239V241H33L32 243L34 244V242L36 243V245H33L32 243V247L31 245L30 246H27L25 245V241L22 239L23 238V235L26 236L28 235L29 233L28 232H24L23 231V228H21L22 232H21V235L20 233L19 234H16L17 235L16 237H13V231L16 232L18 229H12V232L11 234L7 237H9L8 239L4 236L6 235V233L3 235V233L0 232L1 236L3 235L5 238V242L4 241H1L0 239V242H3L0 246V263L2 262H7L8 264H30L32 263L35 259H33V261L30 262V256L28 255V253L30 251H37V256L40 257V262L39 264H58V258L56 255L60 254V253H57V250L54 248H52L53 244H54V239L55 238L53 237L55 235L54 231H59L62 232V236L59 234L58 236L59 237H62L64 241L68 240L70 241L71 238L74 236V234H76L73 230L72 231H69V233L65 232V228H64V225L60 224V223H56L54 222L53 220H50L48 219L47 217V214L46 212L43 214L41 213ZM215 211V210H214ZM224 211V210H223ZM222 211V213H223ZM257 211V210H256ZM13 212V211H12ZM14 212V213H15ZM32 212V213H33ZM218 212V210L216 211ZM258 212V211H257ZM17 213V212H16ZM21 212H19L18 214H20ZM31 213V212H30ZM221 213V211H220ZM219 213V214H220ZM229 213V212H228ZM262 213V214H263ZM22 214V213H21ZM21 214H20V217H21ZM216 214V213H214ZM214 214L211 215L212 216H215ZM216 215L215 218L217 216ZM225 214V213H223ZM230 214V213H229ZM261 214V215H262ZM12 215V213H11ZM15 214H13V218L14 217H18V220H21L19 219V216H14ZM17 215V214H16ZM32 215V214H31ZM181 215V216H179ZM210 215V214H209ZM152 216V217H153ZM176 218L179 220H181V217H182V214H180V212H178L177 215H175ZM32 217V216H31ZM31 217H30V220H29V217H28V220L31 222ZM148 217V218H149ZM210 217V216H209ZM210 217V218H211ZM99 218V219H98ZM151 218V217H150ZM149 218V219H150ZM154 218V217H153ZM153 218H151V220H154ZM214 218V219H215ZM219 218V221H220V225L219 226H223L224 227V224L221 222L220 217H217ZM216 218V219H217ZM77 219V217H76ZM157 219V218H156ZM213 219V217H212ZM222 219V218H221ZM16 220V219H15ZM23 220V219H22ZM28 220H24V221H20L21 222H25V221H28ZM28 221V222H29ZM77 221V220H76ZM140 221V219H139ZM138 221V222H139ZM150 222V220H148ZM183 221V220H182ZM12 223L14 221H11ZM81 222V221H80ZM148 222V223H149ZM153 222V221H152ZM150 222V223H152ZM204 222V221H203ZM17 223V221H16ZM149 223V224H150ZM154 223V222H153ZM180 223V221L178 222ZM177 223V224H178ZM182 223V222H181ZM222 223V225H221ZM19 224V223H17ZM78 224V223H76ZM87 224V223H86ZM84 225V226H88L87 228H90L89 225ZM95 224V223H94ZM136 223H134L135 225ZM144 224V223H142ZM183 224V223H182ZM213 224V223H212ZM14 225L16 224H13L12 226L9 225L8 227H15ZM26 225V224H25ZM80 225V224H79ZM145 225V224H144ZM147 225V224H146ZM144 227V229H147L151 227V225H147ZM176 225V224H175ZM185 225V224H184ZM216 225V224H215ZM218 225L216 226V229H220L222 230L221 228H218ZM22 226V225H21ZM150 226V227H149ZM159 226V225H158ZM172 227H174L173 225H171ZM16 227H18L16 225ZM15 227V228H16ZM24 227V226H23ZM27 227V226H26ZM29 227V226H28ZM31 227V226H30ZM81 227V226H80ZM79 227V228H80ZM83 227V226H82ZM157 227V224L156 226ZM214 227V226H213ZM210 229L213 230L215 228ZM19 228V227H18ZM84 228V227H83ZM153 228H154V225H153ZM158 228V227H157ZM155 228V230L157 229ZM201 228V227H200ZM199 228V230H201ZM205 228V227H204ZM28 229H32V228H28ZM151 229V228H150ZM175 229L181 231L180 234L185 236L186 237V234H191L190 229H186L183 225L180 226L179 225H176L175 226ZM207 229V228H206ZM11 230V228H10ZM25 230H27V228H25ZM86 230V229H85ZM90 230V229H89ZM88 230V231H89ZM95 230V229H94ZM148 230V229H147ZM147 230L145 231L147 233V235L149 236V232H147ZM235 230V229H234ZM1 231V229H0ZM149 231V230H148ZM151 232L154 231V230H150ZM209 233H214V231H211ZM218 231V230H216ZM215 231V232H216ZM3 232V231H2ZM18 232V231H17ZM31 232V231H29ZM90 232V231H89ZM87 232V233H89ZM188 232V233H187ZM225 232V229L223 231V233ZM7 233H10L7 231ZM34 233V232H32ZM217 233V232H216ZM214 233V234H216ZM218 233H222V232H218ZM217 233V234H218ZM236 233V231H235ZM238 233V232H237ZM153 234V233H152ZM150 234V236L152 235ZM185 234V235H184ZM209 234V235H210ZM213 234V235H214ZM35 235V236H37ZM53 235V236H52ZM145 235V233H144ZM142 234V237L144 236ZM154 235V234H153ZM211 234V239H214L215 237L212 238L213 236ZM223 234H219V236H221ZM29 236V235H28ZM39 236V235H38ZM57 236V237H58ZM89 236V234L87 235ZM92 238H93V234H91ZM89 236V238L91 237ZM148 236H145L146 237V240L144 239V241L148 242L147 238ZM182 236V237H183ZM193 236V235H192ZM192 236H189L187 235V237L185 238V240L187 238H190L191 239L193 238ZM206 236V235H204ZM30 237V236H29ZM77 237V236H76ZM84 237H86V235H84ZM210 237V236H209ZM218 237V235H217ZM223 237V236H222ZM37 238V237H36ZM61 238V239H62ZM88 238V239H89ZM151 238V237H150ZM60 239V238H59ZM58 239V240H59ZM70 239V240H69ZM184 240V238H182ZM224 239V238H223ZM223 239H219L218 237V240L219 241H223ZM241 239V238H240ZM26 240V239H25ZM36 240V239H35ZM57 240V241H58ZM75 240V239H74ZM90 242H92L91 240H94L93 239H89ZM151 240H153V238H151ZM215 242L216 239H214ZM213 240V242H214ZM243 240V239H242ZM28 241V240H26ZM63 241V242H64ZM188 241V240H187ZM192 241V240H191ZM195 241V240H194ZM193 241V242H194ZM239 241V239H238ZM244 241V240H243ZM242 241V242H243ZM72 242V241H71ZM76 243V240L74 241ZM85 242V240L83 241V243ZM89 242V241H88ZM89 242V243H90ZM96 242V241H95ZM185 242V241H184ZM212 242V241H211ZM214 242V243H215ZM241 242V243H242ZM57 242L55 241V244ZM68 243V242H67ZM73 243V242H72ZM94 243V242H93ZM145 243V242H143ZM149 243V242H148ZM152 243V242H151ZM154 243H155V240H154ZM240 243V242H239ZM239 243H237L239 245ZM245 243V242H244ZM60 244V243H59ZM150 244V243H149ZM209 244V243H208ZM221 244V245H219ZM218 246L219 247H222L224 245H222V243H219ZM243 244V243H242ZM65 245V244H64ZM68 245V244H67ZM73 245V244H72ZM90 245V244H89ZM92 245V243H91ZM146 245V244H145ZM145 245L143 247H145ZM154 245V244H153ZM152 245V246H153ZM162 245V244H161ZM169 245V244H167ZM166 245V246H167ZM216 245V243H215ZM214 245V246H215ZM241 245V244H240ZM247 245V244H246ZM55 246V245H54ZM71 246V245H70ZM81 246V244H80ZM95 246V245H94ZM165 246V245H163ZM165 246V248H166ZM210 246H212V244H210ZM217 246V247H218ZM244 246V245H243ZM56 247V246H55ZM59 247V246H58ZM61 247V246H60ZM91 248V246H89ZM96 247V246H95ZM159 247V246H158ZM169 247V246H167ZM245 247V246H244ZM251 247V246H250ZM9 248H10V251H14L16 253H9ZM28 248L30 249L29 252H28ZM89 248V249H90ZM146 251L149 250L148 249V246L146 247ZM150 248V247H149ZM214 247H212L213 249ZM226 248V247H225ZM249 248V246H248ZM94 249V248H93ZM144 249V248H143ZM168 249V248H166ZM221 249V248H220ZM220 249H218L220 251ZM236 249V248H234ZM66 250V249H65ZM73 254L74 255H77L78 257V253L75 252V247L73 246ZM158 250V249H157ZM217 250V251H218ZM64 251V250H63ZM71 251V250H70ZM214 251V249H213ZM216 251V250H215ZM222 251V250H221ZM228 251V249H227ZM55 252V256H53ZM59 252V251H58ZM65 252V251H64ZM223 252V251H222ZM67 253V252H65ZM64 253V254H65ZM147 254V252H144ZM151 253V252H150ZM230 254H232V252H229ZM19 254H20V257H19ZM72 254V253H71ZM149 254V253H148ZM147 254V255H148ZM169 254V252H168ZM21 255H23V257H21ZM34 255V254H33ZM32 255V256H33ZM144 255V254H143ZM146 255V256H147ZM151 255V254H149ZM59 256V255H58ZM64 255H63V252H62V256H60V258H62ZM51 257V258H49ZM67 257V256H66ZM70 257V256H69ZM73 257V256H71ZM144 257V256H143ZM79 258V257H78ZM145 258V257H144ZM147 258V257H146ZM144 259L146 260V263H148L147 259ZM241 258V256H240ZM239 258V259H240ZM243 258V257H242ZM72 259V258H71ZM70 259V261L72 262V260ZM238 259V260H239ZM38 260H36V263L38 262ZM73 260H75V258H73ZM85 260V259H84ZM84 260L82 262H84ZM91 259L88 260V262H90ZM143 260V262H145ZM69 261V260H68ZM87 261V260H86ZM241 262V260H239ZM4 262V263H5ZM70 262V263H71ZM74 262V261H73ZM76 262V261H75ZM97 262V261H96ZM95 262V263H96ZM2 263V264H4ZM35 262H33L34 264ZM35 263V264H36ZM61 263V262H60ZM65 263V261H64ZM62 263V264H64ZM68 262V264H70ZM79 263V262H78ZM76 263V264H78ZM93 262L91 261V264ZM98 263V262H97ZM145 263V264H146ZM38 264V263H37ZM72 264V263H71ZM82 264V263H81ZM144 264V263H143ZM161 264V263H160ZM163 264V262H162ZM243 264V263H242Z\"/></svg>",
	"mask_w": 264,
	"mask_h": 264
},
{
	"label": "built area",
	"instance_id": "obj_3",
	"mask_svg": "<svg viewBox=\"0 0 264 264\" xmlns=\"http://www.w3.org/2000/svg\"><path fill=\"white\" fill-rule=\"evenodd\" d=\"M124 113L117 116L108 113L73 125L59 134L45 135L47 139L37 145L0 137V183L11 180L17 189L20 186L32 189L35 173L44 163H49L58 176L74 175L77 172L75 163L79 159L87 167L85 151L99 149L107 139L143 171L153 168V154H163L162 148L160 152L157 149L158 144L168 140L166 124L161 119L164 112L149 111L147 107Z\"/></svg>",
	"mask_w": 264,
	"mask_h": 264
},
{
	"label": "crops",
	"instance_id": "obj_4",
	"mask_svg": "<svg viewBox=\"0 0 264 264\" xmlns=\"http://www.w3.org/2000/svg\"><path fill=\"white\" fill-rule=\"evenodd\" d=\"M75 169L79 175L81 173H84V171L86 170V166L81 159H79L75 163ZM56 176L58 175L54 171L51 170V165L49 163H44L41 166L40 170L36 171L35 173V181H34L33 188L36 187V184L41 185L45 182L48 183V182L53 181Z\"/></svg>",
	"mask_w": 264,
	"mask_h": 264
}]
</instances>
